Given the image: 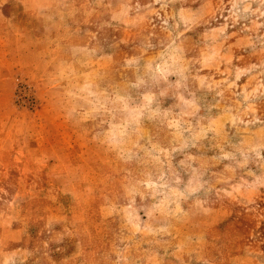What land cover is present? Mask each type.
Segmentation results:
<instances>
[{
	"label": "rangeland",
	"instance_id": "obj_1",
	"mask_svg": "<svg viewBox=\"0 0 264 264\" xmlns=\"http://www.w3.org/2000/svg\"><path fill=\"white\" fill-rule=\"evenodd\" d=\"M0 264H264V0H0Z\"/></svg>",
	"mask_w": 264,
	"mask_h": 264
}]
</instances>
